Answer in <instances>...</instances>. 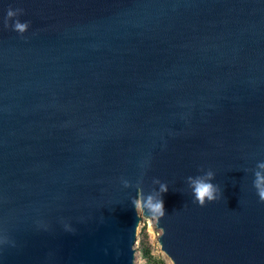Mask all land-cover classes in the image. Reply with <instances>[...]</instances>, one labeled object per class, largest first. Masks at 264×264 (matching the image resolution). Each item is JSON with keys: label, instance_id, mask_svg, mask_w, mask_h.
Returning a JSON list of instances; mask_svg holds the SVG:
<instances>
[{"label": "water", "instance_id": "obj_1", "mask_svg": "<svg viewBox=\"0 0 264 264\" xmlns=\"http://www.w3.org/2000/svg\"><path fill=\"white\" fill-rule=\"evenodd\" d=\"M259 161L264 0H0V264H135L157 181L174 264H264Z\"/></svg>", "mask_w": 264, "mask_h": 264}, {"label": "clouds", "instance_id": "obj_2", "mask_svg": "<svg viewBox=\"0 0 264 264\" xmlns=\"http://www.w3.org/2000/svg\"><path fill=\"white\" fill-rule=\"evenodd\" d=\"M9 10L7 16L12 18L18 14ZM13 30L23 34L29 27L28 22L15 21L12 25ZM254 181L253 187L256 190L259 199L264 202V161H259L256 164V168L253 170ZM214 173L211 170L204 172L202 175L188 176L186 183L188 188L191 190L193 201L198 203L200 206H205L206 203L215 201L217 198L222 196V192L218 185L214 184ZM158 188L153 189L147 194H141L139 198L132 200V205L135 210L140 213L144 212L154 218H161L166 215L164 207L163 194L169 189L164 183L156 182ZM129 185L125 182V187Z\"/></svg>", "mask_w": 264, "mask_h": 264}, {"label": "rangeland", "instance_id": "obj_3", "mask_svg": "<svg viewBox=\"0 0 264 264\" xmlns=\"http://www.w3.org/2000/svg\"><path fill=\"white\" fill-rule=\"evenodd\" d=\"M140 215L142 220L138 226L135 244V264H174L157 240L161 231L154 227L151 218L144 217L142 212Z\"/></svg>", "mask_w": 264, "mask_h": 264}]
</instances>
